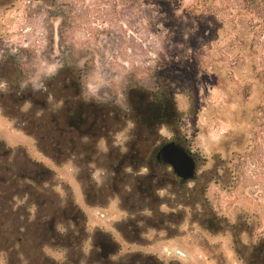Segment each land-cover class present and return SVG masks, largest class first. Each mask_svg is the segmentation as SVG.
<instances>
[{
  "label": "rangeland",
  "instance_id": "obj_1",
  "mask_svg": "<svg viewBox=\"0 0 264 264\" xmlns=\"http://www.w3.org/2000/svg\"><path fill=\"white\" fill-rule=\"evenodd\" d=\"M6 64L0 73L16 80L0 79V94L43 93L59 111L63 85L73 78L81 101L123 114V125L97 141L93 161L79 155L58 163L0 106V139L12 157L24 149L51 169L58 205L73 200L88 216V238L79 249L46 246L47 256L61 264H250L253 249L264 243V128L252 119L257 90L249 97V0H0V67ZM51 81L54 90L47 87ZM131 88L171 92L196 154L198 181L183 191L158 170L153 183L163 187L153 190L144 180L147 170L128 169L121 194L89 204L84 176L106 187L114 177L110 148L127 152L135 129ZM31 108L20 107L23 113ZM160 135L173 141L166 127ZM143 180L154 201L137 192ZM195 186L198 193H191ZM208 212L220 218V230L203 224ZM161 213H173L172 219L161 224ZM98 232L115 245L113 255H100ZM18 258L16 264H28L22 254ZM0 264H8L1 254Z\"/></svg>",
  "mask_w": 264,
  "mask_h": 264
},
{
  "label": "trees",
  "instance_id": "obj_2",
  "mask_svg": "<svg viewBox=\"0 0 264 264\" xmlns=\"http://www.w3.org/2000/svg\"><path fill=\"white\" fill-rule=\"evenodd\" d=\"M7 66L0 69L6 70ZM14 75L0 73V79L14 84ZM54 86L52 81L47 84L53 90ZM256 90L260 100L252 110V119L264 128V0H249V97ZM47 96L32 91L1 93L0 106L5 115L24 124V131L36 138L42 153L58 163L79 155L84 156V163L93 161L94 156L98 155L97 141L107 138L110 132L117 130L116 127L123 125V114L117 107L81 101L79 86L73 78L69 84L63 85L62 109L51 110ZM128 98L135 129L127 152L120 153L110 148L106 158L114 177L106 187L97 188L89 174L84 176V191L89 204H97L103 195L121 194V184L128 183L125 173L128 169L147 170L144 180L153 190L163 187L162 182L157 185L153 183L158 177V170L168 172L183 191L190 182L198 181L197 176L190 181L179 179L160 156V149L166 144L160 135L162 127L173 134V141L170 142L192 152L191 140L182 133L181 114L171 92L160 88L148 93L131 88ZM24 103L32 105L26 113L20 109ZM37 112L41 114L37 115ZM12 154L13 149L0 139V254L5 256L8 264L19 262V254L25 257L28 264H61L47 256L44 247L73 252L79 249L88 238V216L73 200H68L64 206L58 205L57 196L51 191L55 176L51 169L29 158L24 149L18 150L14 157ZM144 180L137 184V192L146 196L148 193L147 198H154V201L155 196L144 187ZM199 188L195 186L191 193L194 190V193H198ZM207 188L204 186L199 192L200 199ZM18 200L22 205L17 206ZM160 216V223L163 224L166 219H172L173 213H161ZM219 220L214 213L208 212L203 224L208 229L220 230L222 226ZM235 242H239L238 238H235ZM94 244L96 247L102 246V257L113 255L116 249L103 232L95 234ZM263 257L264 243H261L253 249L249 263L264 264V260L258 262Z\"/></svg>",
  "mask_w": 264,
  "mask_h": 264
},
{
  "label": "water",
  "instance_id": "obj_3",
  "mask_svg": "<svg viewBox=\"0 0 264 264\" xmlns=\"http://www.w3.org/2000/svg\"><path fill=\"white\" fill-rule=\"evenodd\" d=\"M160 156L179 179L190 181L196 177L197 162L195 158L175 142L164 144L160 149Z\"/></svg>",
  "mask_w": 264,
  "mask_h": 264
},
{
  "label": "flooded vegetation",
  "instance_id": "obj_4",
  "mask_svg": "<svg viewBox=\"0 0 264 264\" xmlns=\"http://www.w3.org/2000/svg\"><path fill=\"white\" fill-rule=\"evenodd\" d=\"M115 251H116V250H115ZM115 251H114V252H115Z\"/></svg>",
  "mask_w": 264,
  "mask_h": 264
}]
</instances>
